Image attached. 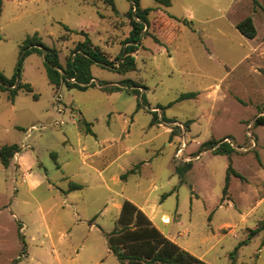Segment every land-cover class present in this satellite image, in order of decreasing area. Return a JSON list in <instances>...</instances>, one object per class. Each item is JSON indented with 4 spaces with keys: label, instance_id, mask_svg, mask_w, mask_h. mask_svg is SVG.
<instances>
[{
    "label": "rangeland",
    "instance_id": "374dc122",
    "mask_svg": "<svg viewBox=\"0 0 264 264\" xmlns=\"http://www.w3.org/2000/svg\"><path fill=\"white\" fill-rule=\"evenodd\" d=\"M170 2L139 0L152 26L123 70L130 0H1L0 73L29 91L0 89V147L20 150L0 163V264H119L105 234L124 200L145 202L160 231L206 264H230L238 243L233 264H264V229L248 239L264 219V0ZM247 17L253 39L236 29ZM34 33L63 68L85 36L111 65L90 66L93 87H53L43 53L18 69ZM224 137L229 159L206 145ZM229 160L243 179L230 176L223 194Z\"/></svg>",
    "mask_w": 264,
    "mask_h": 264
},
{
    "label": "trees",
    "instance_id": "16d2710c",
    "mask_svg": "<svg viewBox=\"0 0 264 264\" xmlns=\"http://www.w3.org/2000/svg\"><path fill=\"white\" fill-rule=\"evenodd\" d=\"M103 1L113 8V0ZM130 1L133 3L129 12L132 29L125 42L126 46L122 49L118 57L121 61L119 67L123 70H129L134 67V58L132 53H134L139 46L142 31L152 26L147 18V15L151 10L148 8H140L139 0ZM154 1L158 5L164 7L170 6L171 3L170 0ZM253 3L257 5L256 0H253ZM133 10L134 12L132 13ZM166 18L168 21L176 20V18L172 16H166ZM181 22L183 24L189 23L186 20H182ZM63 29L67 32H73L64 25ZM236 29L243 37L247 39H253L255 37L256 31L250 17L238 22L236 24ZM175 32H178V30L176 29L175 31L171 32V38L174 37L173 33ZM36 37L37 34L34 33L33 36H28L23 41L22 50H24V52L20 59L18 69L20 67L21 61L26 56L32 53H43L46 74L53 87H57L60 84H65L67 87H73L79 90H85L89 87H93V84L90 82L92 80L90 66L95 64L101 66L111 65V62L101 52L91 46L89 39L85 36V40L82 43L77 44L73 51L72 57L68 59L66 62V67L63 68L59 62L57 51L54 48L45 46L40 41H36ZM70 80H73V82ZM15 82V77L6 79L0 73V89L2 91H7L9 93L10 99H13L17 90L20 88H24L25 90L29 91V87L27 85H21L19 82H17V85L15 86ZM195 96V92L184 93L179 96V99L194 98ZM137 108H139V105H137ZM257 123L264 124V120H259ZM83 124L86 127V132L91 134V131L88 128L89 123L83 121ZM217 143L218 142L216 141H210L207 142L206 145L213 146ZM19 151V147L16 144L1 146V165L6 168L13 155ZM233 152L234 150L230 146L227 144H221L215 151V154L226 155L229 159V156ZM191 167L192 164L189 163L184 164L182 167L177 166L175 170L176 173L182 176L186 171L190 170ZM133 173L134 169L132 168L121 175V179H124L127 175ZM230 176L243 179V177L231 167V162L229 160V164L226 169L223 194L226 193L228 188ZM78 189H81L80 185H75L74 188L70 190ZM263 229L264 219L258 228L249 231L248 239ZM105 238L108 251L118 260L119 264H206L201 259L195 257L165 237L152 224L149 218L128 200H124L122 202L115 227L110 233L105 234ZM242 244H245V242ZM240 245L241 243H238L231 252L230 264H233L234 255Z\"/></svg>",
    "mask_w": 264,
    "mask_h": 264
},
{
    "label": "built area",
    "instance_id": "2783aa9c",
    "mask_svg": "<svg viewBox=\"0 0 264 264\" xmlns=\"http://www.w3.org/2000/svg\"><path fill=\"white\" fill-rule=\"evenodd\" d=\"M172 125H175V126H178L182 132L184 131V128H183V125L182 124H179V123H172ZM172 129H169V131H171ZM221 144H227L228 146L232 147L233 148V144H232V141L227 138V137H224L222 138V140L220 142H218L217 145H221ZM185 146V143L184 141L178 146V148L176 149V153H175V156L176 157H179L183 151V148ZM198 158V156L196 157Z\"/></svg>",
    "mask_w": 264,
    "mask_h": 264
},
{
    "label": "crops",
    "instance_id": "0c3cea01",
    "mask_svg": "<svg viewBox=\"0 0 264 264\" xmlns=\"http://www.w3.org/2000/svg\"><path fill=\"white\" fill-rule=\"evenodd\" d=\"M90 135H94V133L91 131V134ZM226 135H230V136H232L231 134H226ZM87 147L86 146H84L83 148H82V151H86L87 149H86ZM231 162V161H230ZM97 171V170H96ZM131 203H133L138 209H140L148 218H149V220L152 222V224L160 231V229L158 228V226L153 222V220H152V218L151 217H149V213L146 211L147 209H146V203L145 202H143V203H141V204H139V203H136V202H134V201H130ZM119 208H121V206H119ZM165 217L166 216H163L162 218H161V220H162V222L163 223H165L166 221L164 220L165 219ZM161 232V231H160ZM162 233V232H161ZM163 234V233H162ZM164 235V234H163ZM165 236V235H164ZM166 237V236H165ZM170 240V239H169ZM172 241V240H171ZM173 242V241H172ZM175 243V242H174Z\"/></svg>",
    "mask_w": 264,
    "mask_h": 264
},
{
    "label": "water",
    "instance_id": "95a60500",
    "mask_svg": "<svg viewBox=\"0 0 264 264\" xmlns=\"http://www.w3.org/2000/svg\"><path fill=\"white\" fill-rule=\"evenodd\" d=\"M22 55V54H21ZM21 55H20V57H21Z\"/></svg>",
    "mask_w": 264,
    "mask_h": 264
}]
</instances>
